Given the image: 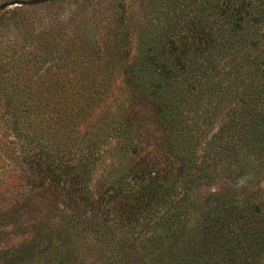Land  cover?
I'll return each instance as SVG.
<instances>
[{
    "label": "trees",
    "instance_id": "1",
    "mask_svg": "<svg viewBox=\"0 0 264 264\" xmlns=\"http://www.w3.org/2000/svg\"><path fill=\"white\" fill-rule=\"evenodd\" d=\"M147 2L116 109L84 142L70 127L50 146L25 137L30 166L0 196V264H250V244L263 255L258 208L220 191L198 213L194 192L232 150L224 136L241 119L226 105L249 103L245 78L264 74V0ZM245 123L241 144L259 155L264 116ZM104 136L118 159L129 153L125 167L100 171Z\"/></svg>",
    "mask_w": 264,
    "mask_h": 264
},
{
    "label": "rangeland",
    "instance_id": "2",
    "mask_svg": "<svg viewBox=\"0 0 264 264\" xmlns=\"http://www.w3.org/2000/svg\"><path fill=\"white\" fill-rule=\"evenodd\" d=\"M147 1L0 0V5L11 3L0 10V196L30 166L34 149L25 137L41 138L50 146L61 142L55 133L60 127H70L80 131L79 140L84 142L85 130L107 110L116 109L117 97H121L135 63L137 35L145 29ZM124 4L129 10L121 22ZM239 61L255 70L247 59ZM247 77V89L254 92V98L243 106L241 101L226 105L228 115L241 120L239 126L225 133L232 150L222 159L224 165L213 171L216 178L195 190V212L207 211L212 201L209 197L226 191L234 200L260 210L254 228L264 240V150L258 155L257 147L242 146L240 140L250 113L264 116V74ZM215 130L216 126L208 138ZM101 143L104 162L100 171L109 170L114 161L121 163L119 168L127 165L130 155L118 159L116 150L113 153L114 139L104 136ZM239 157L242 168L237 167ZM227 165L231 173L226 171ZM247 248L250 264H264V248L262 256L258 246L250 244Z\"/></svg>",
    "mask_w": 264,
    "mask_h": 264
},
{
    "label": "water",
    "instance_id": "3",
    "mask_svg": "<svg viewBox=\"0 0 264 264\" xmlns=\"http://www.w3.org/2000/svg\"><path fill=\"white\" fill-rule=\"evenodd\" d=\"M39 1H44V0H33V2H39ZM45 1H50V0H45ZM11 3L7 2L4 4L0 5V10L4 9L5 7L9 6Z\"/></svg>",
    "mask_w": 264,
    "mask_h": 264
}]
</instances>
